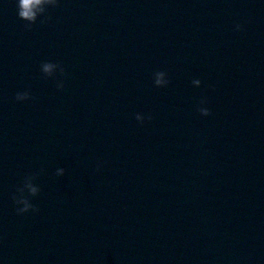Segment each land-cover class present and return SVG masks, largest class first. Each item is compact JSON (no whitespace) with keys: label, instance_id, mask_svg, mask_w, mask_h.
<instances>
[{"label":"water","instance_id":"obj_1","mask_svg":"<svg viewBox=\"0 0 264 264\" xmlns=\"http://www.w3.org/2000/svg\"><path fill=\"white\" fill-rule=\"evenodd\" d=\"M47 15L29 31L0 0V264H264V0ZM29 174L39 211L18 215Z\"/></svg>","mask_w":264,"mask_h":264},{"label":"clouds","instance_id":"obj_2","mask_svg":"<svg viewBox=\"0 0 264 264\" xmlns=\"http://www.w3.org/2000/svg\"><path fill=\"white\" fill-rule=\"evenodd\" d=\"M60 0H16V8H17V17L18 19L25 22L24 27L26 30H31L32 26L40 20L41 23H46L50 16L47 15L49 8L59 7ZM43 17V19H40ZM237 31H242L243 26L240 24L236 25ZM41 72L45 77L54 78L57 73L61 76L66 75L64 67L59 63L54 62H44L41 64ZM170 81L167 79V73L164 71H157L154 73V85L156 87H166ZM193 86L199 87L201 85V81L199 79H194L192 81ZM57 88L59 90H63L64 83L63 81L57 82ZM30 91L25 90L23 92H18L15 96V99L20 101H27L32 99ZM207 104V99H201L200 105L197 108V111L202 116L211 115V111L209 108L204 107L203 105ZM135 119L143 124L145 119L152 120L153 117L148 115L145 117L139 113L136 114ZM99 165L97 170H99ZM43 171V170H41ZM65 172L64 168H58L56 170V176H63ZM37 176L35 174H29L24 177L21 182V185L17 187L16 193L13 194L12 200L14 204L17 206L16 212L18 215H23L28 212H38L39 209L32 204V198H35L39 192L40 188L38 185L34 183Z\"/></svg>","mask_w":264,"mask_h":264}]
</instances>
